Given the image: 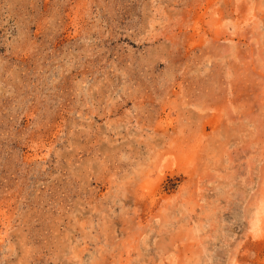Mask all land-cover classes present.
I'll list each match as a JSON object with an SVG mask.
<instances>
[{"label":"rangeland","instance_id":"1","mask_svg":"<svg viewBox=\"0 0 264 264\" xmlns=\"http://www.w3.org/2000/svg\"><path fill=\"white\" fill-rule=\"evenodd\" d=\"M0 264H264V0H0Z\"/></svg>","mask_w":264,"mask_h":264}]
</instances>
